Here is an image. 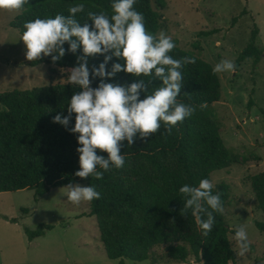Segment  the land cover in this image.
<instances>
[{
    "label": "trees",
    "instance_id": "16d2710c",
    "mask_svg": "<svg viewBox=\"0 0 264 264\" xmlns=\"http://www.w3.org/2000/svg\"><path fill=\"white\" fill-rule=\"evenodd\" d=\"M157 2L162 5L161 0ZM112 3L113 0H28L10 23L23 35L25 22L38 17L54 18L56 14L68 16L71 6L84 4L85 11L76 15L83 26L88 11H104L111 15ZM135 8L144 15L147 29L158 34L160 14L153 9L150 0H137ZM87 23L94 24L91 20ZM258 32L259 28L254 24L249 42L236 57V67L246 58H252L254 64L259 61L262 50L255 45ZM173 41L176 44L170 53L173 58L195 57L194 64H186L182 69L184 86L178 97L179 102L195 106V113L174 127L171 134L162 126L146 139L137 136L133 145L123 141L124 167H112L104 172L102 180L75 175L80 169L79 134L69 131L75 125V113L67 128L53 122L57 114L68 115L71 97L82 88L66 82L1 92L0 191L33 189L36 196H42L51 187L59 185L85 182L87 186H94L101 198L89 202L88 215L95 217L106 256L119 259V264H123L124 258L148 259L151 264L163 261L237 264V254L229 238L236 230L229 227L224 213H213L215 223L205 237L192 210L184 208L185 197L179 191L185 184L198 186L202 179L210 180L212 171L229 167L235 159L223 143L220 126L210 107L222 97L218 74L213 73L207 60ZM63 47L67 50L70 45L65 42ZM80 55H83L82 46L75 54L66 51L56 62L51 56H45L32 64L44 62L49 67L72 69L78 66ZM104 59L105 56L100 54L89 57L90 71L93 65L99 67ZM114 63L124 64L125 61L113 56L107 64L108 71ZM90 79L92 87L99 86L100 77L90 75ZM104 79L105 82L128 85L150 78L120 71L114 77ZM160 86L162 81H152L149 94ZM146 96L147 93L142 92L140 98ZM251 104L252 99H249L248 106ZM97 154L105 158L108 155L99 149ZM252 184L257 208L264 212V173L255 175ZM216 192L221 193L225 208L228 185L225 182L216 184L213 194ZM200 216L207 219L206 214ZM255 225L264 231V222L256 221ZM51 228L52 225L41 223L35 229L25 227V233L32 240Z\"/></svg>",
    "mask_w": 264,
    "mask_h": 264
},
{
    "label": "rangeland",
    "instance_id": "374dc122",
    "mask_svg": "<svg viewBox=\"0 0 264 264\" xmlns=\"http://www.w3.org/2000/svg\"><path fill=\"white\" fill-rule=\"evenodd\" d=\"M161 1L158 5L157 0H150L160 14L158 34L170 36L212 67L224 59L235 62L254 24L259 28L255 40L262 50L259 61L254 64L246 58L234 73H217L222 97L210 107L235 160L227 168L212 171L210 181L229 187L224 208L229 227L245 226L248 231L251 246L244 256L238 255L235 233L229 234L237 264H264V231L255 225L264 222V212L257 208L252 184L255 175L264 173V0ZM19 12L0 10V93L68 82L70 68L32 64L26 59L22 35L10 23ZM68 191V185L51 187L42 196H36L33 189L0 191V264H119V259L106 256L95 217L88 215L89 202L73 204L67 199ZM41 223L52 228L29 240L25 227L35 229ZM123 264L151 263L124 258Z\"/></svg>",
    "mask_w": 264,
    "mask_h": 264
},
{
    "label": "clouds",
    "instance_id": "9594fccd",
    "mask_svg": "<svg viewBox=\"0 0 264 264\" xmlns=\"http://www.w3.org/2000/svg\"><path fill=\"white\" fill-rule=\"evenodd\" d=\"M136 2L113 0L111 15L104 11H88L83 26L76 15L85 11L84 4L71 6L68 16L38 17L24 24L26 30L22 40L29 61L51 56L56 62L66 51L75 54L82 46L83 55L77 57L78 66L73 67L68 76V83L79 86L82 91L71 97L67 116L60 113L53 117V122L67 128L75 113V125L69 131L79 134L80 169L75 175L81 178L91 176L102 180L104 172L112 167L123 168V141L133 145L137 136L146 139L162 126L171 134L174 127L196 111L195 106L178 101L184 86L182 69L186 64H194L195 57L173 58L170 53L176 47L175 42L163 32L153 34L147 29L144 15L135 8ZM26 3L28 0H0V10L18 12ZM87 20L94 24L90 25ZM65 42L70 45L67 50L63 47ZM97 54L104 55L105 59L99 67L93 65L90 71L88 58ZM113 56L122 58L125 63H114L108 71L107 64ZM120 71L150 79H139L128 85L105 82L104 78L114 77ZM235 71V63L227 59L213 67L214 74ZM90 75L101 78L98 87L91 86ZM154 80L162 81V86L149 94V85ZM142 92L147 93L144 99L140 98ZM98 149L107 152V158L98 155ZM214 187L210 180L202 179L198 186L185 184L179 189L185 197L184 208L192 210L205 237L214 226L213 213H224L221 193L213 194ZM68 188L67 199L75 205L101 198V193L91 185L69 184ZM201 213L206 214L207 219H202ZM235 240L238 255L244 256L250 251L251 241L245 226L237 227Z\"/></svg>",
    "mask_w": 264,
    "mask_h": 264
}]
</instances>
